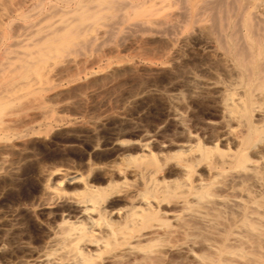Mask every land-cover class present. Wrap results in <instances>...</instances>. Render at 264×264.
Instances as JSON below:
<instances>
[{
  "label": "rangeland",
  "instance_id": "rangeland-1",
  "mask_svg": "<svg viewBox=\"0 0 264 264\" xmlns=\"http://www.w3.org/2000/svg\"><path fill=\"white\" fill-rule=\"evenodd\" d=\"M109 2L48 58L38 87L0 106V264H43L62 221L80 219L72 195L84 185L108 196L103 208L117 222L116 208L139 203L142 167L176 186L185 164H196L200 203L168 192L133 247L104 252L100 264H264V0H175L159 10L156 0ZM67 5L0 0V61L26 26ZM5 81L0 73V88ZM237 92L247 110L228 118L224 101ZM72 174L84 185L55 192Z\"/></svg>",
  "mask_w": 264,
  "mask_h": 264
},
{
  "label": "bare ground",
  "instance_id": "bare-ground-1",
  "mask_svg": "<svg viewBox=\"0 0 264 264\" xmlns=\"http://www.w3.org/2000/svg\"><path fill=\"white\" fill-rule=\"evenodd\" d=\"M61 1L65 4L72 3V5L71 6L67 5L63 9H60L57 12L51 13V16H49L50 19L49 20L45 19L44 23L40 26H35L34 23L29 24V25L27 24L28 26H26L24 32L18 38H16L14 40V43H12L13 47L9 51L7 50L8 53L7 54L5 53L2 62L0 61V63H1L0 64V73L3 77H5L7 79V82L5 81V83H6L5 86L3 88H0V106H2L4 103H6V101H8L17 92H20L24 89H31V88L33 89V88L38 87L42 82L40 70L43 69L42 67L45 66L44 63L47 60H49L48 58H50L53 55V53L54 54L56 52L58 53L59 49L60 50L64 49V48L68 47V45L71 44L70 41L67 42L70 44H66L65 38L68 37V35L70 36L73 32L75 33L77 31L86 30L87 28L90 27V24H93V23H91V20H90L91 18H94V17L98 16L99 14H107V12H109L111 10L110 9V4H111L110 2L111 1L109 2V0H61ZM173 1H175V0H156V2H154V4L152 2H150V3H152L151 6L156 5L158 8L159 6L164 5V4L169 5ZM206 5H208V4H206ZM263 5H264V3H263ZM125 7H127V6H125ZM161 7H163V6H161ZM121 8H122V6H121ZM153 8H154V6L151 7V10H153ZM157 8L154 10H159V8L158 9ZM133 10H131V11H133ZM161 11H162V9H161ZM161 11H159V12H161ZM34 14H35V12H34ZM132 14H134V12ZM145 14L146 13H144V15ZM139 16H141V15H139ZM96 20L97 19H95V21ZM254 22H256V21H254ZM134 23H137V22H134ZM221 24H222V22H221ZM131 25H133V24H131ZM57 32H60V33H57ZM238 37H239V35H238ZM77 45H78V43H77ZM77 45H75V46H77ZM242 49H243V47H242ZM1 51H3V50H1ZM53 61H54V59H53ZM45 69H46V67H45ZM7 103H10V102L8 101ZM224 105H225V108L227 111L228 118H232V117L236 118L237 117V116H235V114L233 115L234 110H236L239 113H243L245 110H247V107H248L246 100L243 98L241 93H238V92L234 93V94H232V93L229 94L227 96L226 100L224 101ZM260 105L261 104L258 103V105H256V107L258 109L259 108L264 109V105L263 106H260ZM250 109H253V108L251 107ZM222 115H224V114H222ZM232 119H231V121H232ZM240 120H242V119H240ZM234 121H235V119L233 120L232 123H235ZM229 126H230V124H229ZM231 127L233 128V126H231ZM193 148H195L194 145H191V144L188 145L187 144V147L184 150L188 153ZM247 151H248V149H247ZM177 152H179V151H177ZM201 153H202V151H201ZM205 159H206V157H205ZM195 160H193L194 163H196ZM216 160H217V158H216ZM181 162H183V161H181ZM179 166H181V164ZM252 167L253 166H251V171L253 170ZM195 168H196V164H185L184 167L182 168L186 172V173H184L185 176L182 178L181 182L179 181V183L176 186H173V185H170V183H168L166 181L158 180L156 178V175H155V172H156L155 168H150V167H146V166L142 167L140 171L143 175H145V178H144L145 179V187H144L145 189H144V191L138 192L137 197L135 198L139 201V203L138 204H130L129 206L122 207V208H116L115 207L116 208L114 211L115 214L116 213L120 214V216H119L120 220L117 222L113 221L105 213V211H106L104 209L105 205L103 206V204H106V203H104V201L107 199L108 196L104 193H103L104 195H100V194L92 191L91 189H89L87 186H85L84 185L85 179L82 177V175L80 176L78 174H72L70 176L63 178L62 180L56 181L54 186H53V189L55 190V192H58V193H59V191H60V193L64 192L63 189H64L65 182H69V183L70 182H79V183L81 182V184L83 183L82 185H84L83 186L84 188L82 190H80L79 193L72 192L73 194L75 193V195H72V193H70L76 200L75 205L79 209L78 216L80 219L77 221L64 219L62 221V224H60L61 228L59 227L60 228L59 229L60 230L59 236L56 239V241L54 242V245L48 251L44 250L46 252L43 254V258H42L43 264H100V262L104 259V258L102 259V256H101L104 252H108L109 250L112 252V251L117 250V249L121 250V248H127V249L129 248L130 249V247H133L131 245V242L139 235L138 234L139 231H141L139 229L141 227V225L144 224V222H146L147 220L153 218L154 216L157 217L158 214H160L158 216L163 215L164 212L163 213L159 212L157 207H158V204H160L159 203L161 200L160 198L162 196H165L168 192L175 191L176 193H181V194H185L186 196H190V198H191L190 201L192 203L189 201V199H186V198L184 199L185 201H189V202H187L188 205L196 206L198 203H200V201H201L200 193L201 192L199 190L204 188V186H201V184H200L199 187L193 188V185L191 184L192 181H190V175H192L190 173L193 172L195 170ZM245 170H247V169H245ZM246 172H249V174L252 173V172L250 173V171H248V170ZM229 173H231V172H229ZM238 173H242V172H238ZM253 174H254V171H253L252 175ZM216 179H217V177H216ZM216 181H218V180H216ZM172 187H174V188H172ZM262 200H264V199H261V201ZM212 201H213V199H212ZM241 204H243V203H241ZM210 207H212V206H210ZM258 207H260V205ZM205 245H206V243H205ZM124 250L126 251V249H124ZM235 253H237V252H235ZM108 255H110V254H108ZM105 256H107V255H105ZM40 257H41V255H40ZM112 257H114V256L112 255ZM242 263H244V262H242Z\"/></svg>",
  "mask_w": 264,
  "mask_h": 264
}]
</instances>
